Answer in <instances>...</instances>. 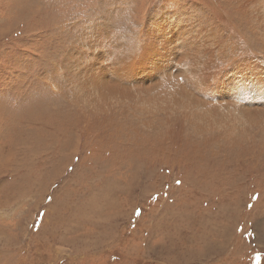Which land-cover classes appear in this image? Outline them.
Returning <instances> with one entry per match:
<instances>
[{
	"label": "rangeland",
	"instance_id": "374dc122",
	"mask_svg": "<svg viewBox=\"0 0 264 264\" xmlns=\"http://www.w3.org/2000/svg\"><path fill=\"white\" fill-rule=\"evenodd\" d=\"M166 2L0 0V264H264V156L202 121L169 125L131 87L158 76H133L114 104L93 91L102 62L152 50ZM177 6L239 37L223 0Z\"/></svg>",
	"mask_w": 264,
	"mask_h": 264
},
{
	"label": "bare ground",
	"instance_id": "6f19581e",
	"mask_svg": "<svg viewBox=\"0 0 264 264\" xmlns=\"http://www.w3.org/2000/svg\"><path fill=\"white\" fill-rule=\"evenodd\" d=\"M223 1L229 8H233L234 16L232 17L229 14L226 20H229V23L232 24L233 21L235 22L234 27L239 37L229 32L230 29L228 28H222L220 34H216L214 25H209V19L204 24L194 10L177 6L174 11H168L174 5V0H170V2H166L165 7L160 12L162 17L156 21V16L155 21H150L152 26L151 33L154 31L157 37L159 36V41L150 46L152 50L148 49V51H145L141 50L139 46H134L138 50L135 53L138 56L136 57L137 60L132 59L135 56L133 54L128 56L123 54V56L130 58V60L128 59V65L116 58L117 60L113 62L112 66L117 63L124 69V71H120L121 73L118 71L120 73L119 76L116 75L117 72L114 71V67L113 69L112 66L105 65V62L103 65L102 62L99 71L97 70L100 77L95 76L96 78L91 80L92 85L95 86L93 91L99 93L98 95L96 94L97 96L95 95L99 97L98 102H102L104 105L112 102L114 104L124 100L123 95H126L123 94L125 85L133 76L143 77L144 73H146L152 80L158 76L159 82L153 83L154 85L151 87H147L150 83L147 84L148 80L146 83L145 80H141L131 85L133 88L140 86L138 87L139 90L142 89L144 91V94L140 97L144 106L155 107L162 104L163 107L158 110L164 114L166 113L167 122H170L169 125H172L173 118L178 116L180 124H195L196 127H193L198 130L197 122L202 121L206 123L204 125L208 124L205 128L206 130L213 133L212 130L216 129L219 134L224 135L223 141L228 143L227 146H230V149L236 150L239 148L238 152H240L241 156H247L248 150L253 148L254 151L257 150L259 153V155L256 154L257 156L263 157L264 0ZM228 13L232 12L229 11ZM238 40L243 44L247 43L250 45V47L247 46V51H251V56L245 59L236 57L237 55L240 56L239 52L241 50V47L237 46L236 43ZM173 41H175V44L172 43ZM143 55L146 62L140 64L139 59L144 58ZM112 58L114 59V57ZM204 62H207V65H203ZM173 66L176 69L174 73L170 71ZM177 68L181 70V74L177 73ZM85 74L86 77L90 76L87 75L88 71ZM89 79L92 78L89 77ZM144 83L147 84L145 88H143L144 86L142 87ZM87 84H90V82ZM85 87L83 89L88 92L90 88L88 86ZM84 98L87 97L84 96ZM143 104L140 106H143ZM104 105L102 104L103 107H105ZM158 110L156 111L158 112ZM146 111L154 114V110L145 109V107L144 109L141 108L138 113L142 116L143 112L145 113ZM175 114V117L170 116ZM246 125H249L248 129H245ZM215 126H218V128ZM250 128L258 136L257 140L259 142H251V145L247 147L250 144L248 141L250 139L254 140V137L248 140L246 136ZM215 142L219 145L216 137ZM225 148V146H220L217 149ZM227 148L229 149V147Z\"/></svg>",
	"mask_w": 264,
	"mask_h": 264
}]
</instances>
